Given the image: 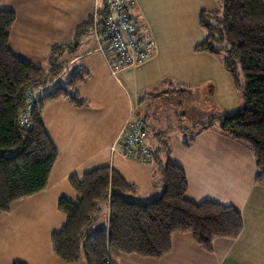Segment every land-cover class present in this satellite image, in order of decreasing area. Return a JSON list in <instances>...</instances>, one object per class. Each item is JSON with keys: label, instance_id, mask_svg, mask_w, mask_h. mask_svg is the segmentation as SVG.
<instances>
[{"label": "crops", "instance_id": "0c3cea01", "mask_svg": "<svg viewBox=\"0 0 264 264\" xmlns=\"http://www.w3.org/2000/svg\"><path fill=\"white\" fill-rule=\"evenodd\" d=\"M218 2L132 0L129 12L155 47L148 60L116 77L93 36L80 37L76 53L62 61L67 70L83 59L73 72L80 66L88 72L75 86L86 103L75 107L59 98L44 106L41 120L57 151L56 161L45 189L17 201L0 216V264H67L53 254L50 236L65 221L57 200L78 198L70 175L80 178L109 166L134 186L138 200L148 201L163 190L161 171L167 160L183 169L189 199L233 205L240 212L242 229L232 239L214 238L209 251L196 245L190 232H175L161 257L121 253L115 264H264V188L255 183L252 153L245 143L223 134L217 123L199 129L208 117L240 104L218 57L194 51L205 36L198 14L218 10ZM95 4L97 0H0V10L15 15L8 48L18 58L46 65L52 46L69 42ZM39 89L43 92L47 85ZM131 114L146 120L149 163L109 150Z\"/></svg>", "mask_w": 264, "mask_h": 264}, {"label": "trees", "instance_id": "16d2710c", "mask_svg": "<svg viewBox=\"0 0 264 264\" xmlns=\"http://www.w3.org/2000/svg\"><path fill=\"white\" fill-rule=\"evenodd\" d=\"M218 1L221 13L214 10L198 14L205 36L194 51L217 56L234 87L238 85V73L243 77L244 85L238 92L244 105L234 113L208 117L199 129L217 123L223 134L245 143L254 158L255 183L264 188V0ZM105 4L103 0L98 9L100 17L105 13ZM14 20L12 11L0 10V216L17 201L47 186L57 151L42 124L43 108L59 98H66L75 107L83 106L86 101L75 86L87 78L88 72L80 66L63 85L38 96L33 89L61 77L66 62L57 63L59 56L74 51L80 37L93 29L90 14L69 42L52 46L43 67L16 57L8 48ZM26 90L31 91L32 99L28 126L19 121L26 105ZM161 180L160 195L140 201L134 186L109 166L94 168L80 178L70 175L68 181L78 198L74 202L63 197L57 200V209L65 221L50 236L53 254L67 264L80 259L85 264H114L121 253L161 257L169 251L170 236L175 232H190L193 242L207 251L214 238L238 236L242 229L239 210L212 200L189 199L180 166L167 160ZM100 203L107 208L106 225L85 235Z\"/></svg>", "mask_w": 264, "mask_h": 264}, {"label": "built area", "instance_id": "2783aa9c", "mask_svg": "<svg viewBox=\"0 0 264 264\" xmlns=\"http://www.w3.org/2000/svg\"><path fill=\"white\" fill-rule=\"evenodd\" d=\"M130 5L131 0H106L105 13L102 17L97 13L99 9L97 5L91 13L92 30L98 42V50L107 60L112 76H116L126 68L142 64L151 56L153 50L150 36L139 28L131 16ZM23 96L26 105L19 115V121L28 126L27 114L32 104L31 91L26 90ZM146 125L144 118L131 114L110 152H116L128 159L135 157L149 163L152 156L145 142Z\"/></svg>", "mask_w": 264, "mask_h": 264}, {"label": "rangeland", "instance_id": "374dc122", "mask_svg": "<svg viewBox=\"0 0 264 264\" xmlns=\"http://www.w3.org/2000/svg\"><path fill=\"white\" fill-rule=\"evenodd\" d=\"M131 3H132V0H131ZM96 5V4H95ZM94 5V6H95ZM97 5H98V7L99 8H101L102 6H103V0H97ZM218 11H219V13H221V10H222V4H221V2L219 1L218 2ZM94 9V8H93ZM131 16H132V14H131ZM133 17V16H132ZM90 34L91 36H93L92 37V39H93V41L95 42V46H96V48L98 49V42H96V40H95V37H94V34H93V30L91 31H87L85 34ZM150 39H151V43L153 44L152 46H153V48L155 47V42H154V40H153V38L152 37H150ZM82 48V47H81ZM81 48H80V51H81ZM78 52V51H77ZM101 52V51H100ZM74 53H76L75 52V50L74 51H71V52H68V53H65V54H63V55H60L59 56V58H58V60H57V63H59L60 61H62V59H64V58H66V57H68V56H71V55H73ZM77 59V58H76ZM148 60V59H147ZM66 62V61H65ZM83 63V59H81L80 58V60H78L77 62H75V64L74 65H72L70 68H68L67 70L65 69L64 70V73H63V75H62V77H60V78H58L56 81H50V82H48V84H47V89L46 90H49V89H51L52 87H54V86H56V85H63L64 83H65V81L69 78V76H70V74L76 69V66L77 65H79V64H82ZM43 67H46L45 66V64L43 63V65H42ZM119 74V72L116 74V76ZM112 75V74H111ZM116 76H114V77H116ZM237 82H238V85L235 87L236 88V90H237V92L239 91V89L241 88V86H243L244 85V79H243V77L238 73V75H237ZM40 88V87H39ZM39 88H34L33 90H34V93L35 94H38L39 92H42V89H39ZM45 90V91H46ZM239 93V92H238ZM243 105H244V103L242 102V100L240 99V104H239V107H238V109L239 108H241V107H243ZM194 109H195V107H194ZM236 110H231L229 113H234ZM140 117V116H139ZM129 118V117H128ZM146 121V120H145ZM125 123V122H124ZM124 123L122 124V126H121V128H120V130L123 128V126H124ZM120 132V131H119ZM118 136V135H117ZM113 145H114V142H113V144L109 147V150L110 149H112V147H113ZM114 153H116V152H114ZM116 154H118V153H116ZM119 156H121L122 157V155L121 154H118ZM122 158H124V157H122ZM125 159H128V158H125ZM105 226V205L103 204V203H100L99 205H98V210H97V212L95 213V218H94V220H93V222H92V224L91 225H89V227L86 229V231H85V235H89V234H92V233H94L96 230H98V229H101V228H103ZM80 262L82 263V264H85V262H84V260L83 259H80Z\"/></svg>", "mask_w": 264, "mask_h": 264}]
</instances>
